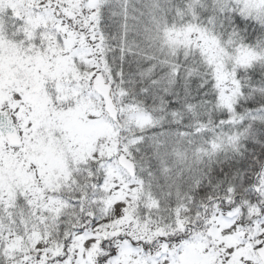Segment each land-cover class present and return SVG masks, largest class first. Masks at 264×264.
<instances>
[{"label":"snow or ice","instance_id":"6c2138e0","mask_svg":"<svg viewBox=\"0 0 264 264\" xmlns=\"http://www.w3.org/2000/svg\"><path fill=\"white\" fill-rule=\"evenodd\" d=\"M0 264H264V0H0Z\"/></svg>","mask_w":264,"mask_h":264}]
</instances>
